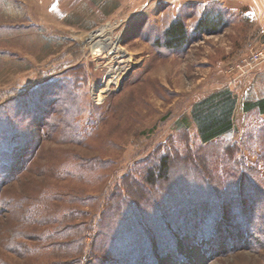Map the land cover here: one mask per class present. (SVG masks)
Returning a JSON list of instances; mask_svg holds the SVG:
<instances>
[{"label": "rangeland", "instance_id": "rangeland-1", "mask_svg": "<svg viewBox=\"0 0 264 264\" xmlns=\"http://www.w3.org/2000/svg\"><path fill=\"white\" fill-rule=\"evenodd\" d=\"M249 1L0 0V147L17 149L0 154V264H264V8ZM178 19L181 48L165 35ZM106 24L118 59L82 38ZM224 91L232 129L204 143L194 110ZM158 207L188 213L189 233L157 239L177 221Z\"/></svg>", "mask_w": 264, "mask_h": 264}, {"label": "trees", "instance_id": "trees-1", "mask_svg": "<svg viewBox=\"0 0 264 264\" xmlns=\"http://www.w3.org/2000/svg\"><path fill=\"white\" fill-rule=\"evenodd\" d=\"M199 24L201 27H204L207 30L210 29V31H211V30H217L216 28H217V26H219V24L221 25V21H220V18L208 19V17H205L204 19H201ZM223 25L225 26L226 24L224 23ZM165 35H166V39H167V44L169 46H174V47H179V48L183 47L186 44V40H187V30H186V26H185L184 21L182 19H178V20L174 21L166 30ZM235 102L236 101L232 98L230 93L228 91H224V92L220 93L219 95H215V97H210L207 100V102H205L201 105H198L195 108V110H194L195 120H196V123L199 127V132H200L201 138L203 139L204 143H208V142L222 136L223 134H225L226 132H228L232 129V125H233V121H232L233 119L232 118H233V112L235 109ZM260 105L262 106V110H264V101H262V103ZM7 132L8 131H6V134H9ZM13 142H15V138L12 141V143ZM4 148H5V151L2 150V147H0V154L2 153L4 156H7L8 153H10V152L11 153H13V151L16 152V150H17V149L15 150L13 147H11V144H8ZM232 152H233L232 147H229L227 149V154H229L231 157H233ZM171 167H172V162L170 161V158L168 156H164L160 160L159 166L154 168L152 171H150V173L147 176V180L145 183L149 182L153 186L158 184L160 182V178H155L157 171L161 172L162 176H164L170 172ZM8 171H9V169H8ZM233 188H236V185L233 186ZM162 211H163L162 208H160V209H159V207L157 208V212L161 214L160 217L162 216L161 218H163V216H165L166 218L167 217H174V218H177V221L175 224H172L170 227L164 228L165 230H163L162 232H166V233H162L159 231L158 234L156 235L157 239H164V238L172 239L174 237L175 233H179V234L189 233L190 229L186 225H184V224L180 225L181 222L186 221V219L189 218L188 213L180 210L177 207H174V209H172L170 212L167 211L168 212L167 216L162 215ZM141 213H142L141 215L139 214V215H136L135 217L139 216L138 219H140L141 221L146 220L145 213L143 211ZM135 214H138V213H135ZM188 221L189 220H187L186 223ZM199 224H201V223H199ZM167 226H169V225H167ZM123 229L127 233L130 230L129 227H126ZM196 229H197V227H196ZM199 229H201V228H199ZM199 229H197V230H199ZM142 230H144V229H139L137 231L142 233V235L146 234L148 236L147 238L152 237V233L151 234L148 233L149 231H151V229H148L147 231H142ZM147 240L148 239H145L141 242L138 241V242L132 243L131 246H129V244H130L129 240H125V241H123V245H120L119 247H117L114 250V252H112V253L108 252L105 249V248H108L109 246H106L107 241L103 240V244L101 243V245H102L101 248L99 247L98 249L100 251L103 247V249H105L108 254H113V256H114V255H117V253L122 249H123V252L125 249L127 251L128 250L127 247L129 246L130 247L129 253L132 252V256H133V254L136 253L137 251L140 252L142 250V248H143V250L145 249L144 244L147 242ZM149 243H150V241H149ZM150 244H151V246H153L157 249L155 244H153V243H150ZM161 246H163V245L161 244ZM167 248L168 247H166V246L163 247L161 249L160 255H161L162 251H166ZM79 249L82 250V245H81V247H79ZM95 250H96V247H95ZM128 261H129V259H128ZM112 263L118 264L119 261L117 259Z\"/></svg>", "mask_w": 264, "mask_h": 264}, {"label": "bare ground", "instance_id": "bare-ground-1", "mask_svg": "<svg viewBox=\"0 0 264 264\" xmlns=\"http://www.w3.org/2000/svg\"><path fill=\"white\" fill-rule=\"evenodd\" d=\"M112 30H113L112 26L110 24H106V25L99 27L98 29H95L92 32L84 34L82 38L88 41L89 43H91L94 52L102 53V54L112 53L115 55V59H118L119 57H122L125 55V50L123 49L124 47L120 45L119 39L116 37H112ZM120 62L121 61H118V63ZM114 67L113 69H115ZM127 72L128 71H126V73ZM109 84L110 83L107 82L106 87L98 93L97 96L99 100L103 99L104 97L103 95L109 89Z\"/></svg>", "mask_w": 264, "mask_h": 264}, {"label": "built area", "instance_id": "built-area-1", "mask_svg": "<svg viewBox=\"0 0 264 264\" xmlns=\"http://www.w3.org/2000/svg\"><path fill=\"white\" fill-rule=\"evenodd\" d=\"M251 53V64L258 65L264 62V43L260 46L252 47L250 49Z\"/></svg>", "mask_w": 264, "mask_h": 264}, {"label": "crops", "instance_id": "crops-1", "mask_svg": "<svg viewBox=\"0 0 264 264\" xmlns=\"http://www.w3.org/2000/svg\"><path fill=\"white\" fill-rule=\"evenodd\" d=\"M252 4V5H256V6H258V7H262L263 6V8H264V0H251V1H249V4ZM260 9V8H259ZM261 10V9H260Z\"/></svg>", "mask_w": 264, "mask_h": 264}]
</instances>
